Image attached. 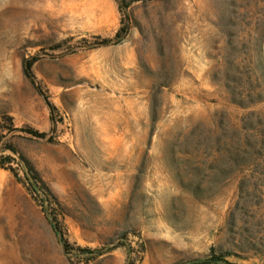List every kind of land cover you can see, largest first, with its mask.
I'll list each match as a JSON object with an SVG mask.
<instances>
[{
  "label": "rangeland",
  "instance_id": "1",
  "mask_svg": "<svg viewBox=\"0 0 264 264\" xmlns=\"http://www.w3.org/2000/svg\"><path fill=\"white\" fill-rule=\"evenodd\" d=\"M0 264H264V0H0Z\"/></svg>",
  "mask_w": 264,
  "mask_h": 264
},
{
  "label": "trees",
  "instance_id": "2",
  "mask_svg": "<svg viewBox=\"0 0 264 264\" xmlns=\"http://www.w3.org/2000/svg\"><path fill=\"white\" fill-rule=\"evenodd\" d=\"M31 66H32L31 62H28V61L25 62V70H26L27 74H30ZM1 165H3V164H1Z\"/></svg>",
  "mask_w": 264,
  "mask_h": 264
}]
</instances>
